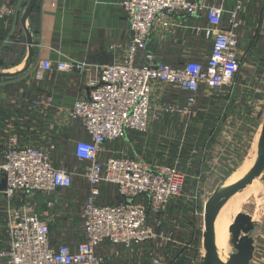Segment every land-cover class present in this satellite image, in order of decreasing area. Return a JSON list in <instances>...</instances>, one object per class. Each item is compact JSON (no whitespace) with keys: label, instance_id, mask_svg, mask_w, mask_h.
Segmentation results:
<instances>
[{"label":"built area","instance_id":"2783aa9c","mask_svg":"<svg viewBox=\"0 0 264 264\" xmlns=\"http://www.w3.org/2000/svg\"><path fill=\"white\" fill-rule=\"evenodd\" d=\"M227 1L122 0L131 32L123 59L104 66L68 56L56 62L50 58L32 62L25 72L29 80L43 79L53 71L75 70L82 75L96 71L99 78L90 79L86 96L70 107L58 103L51 94L35 93L19 101L10 99L8 104L17 105L22 113L14 111L5 117L1 111L0 264H108L101 251L103 245L133 251L149 243L180 244L173 232L163 228L161 214L185 193L190 173L177 164L103 156L110 152L108 142L129 132L145 134L162 112H175L173 104L155 103L170 90L185 93L184 114L190 113L201 95L213 97L232 91L242 68L240 29L250 0ZM15 12L13 4L0 0V24ZM187 17L205 23L187 25L183 22ZM183 27L191 29L196 39L203 36L211 44L210 51L196 58L189 52L178 65L163 61L153 43H162ZM53 122L61 129L79 125L88 136L74 143L72 153L79 164L73 170L56 163V140L45 142ZM41 123L44 126H39ZM23 129L28 130L25 135ZM34 132L42 135L36 144L21 143V138L26 139L27 134L34 137ZM191 154L208 158L206 149L194 147ZM80 177L89 186L79 215L81 238L75 245L65 239L55 242L51 220L57 204L50 197L59 188L70 190ZM3 180L6 184L1 189ZM109 186L118 190L122 200L103 203ZM38 198L48 201L51 211H39ZM201 225L204 230V220ZM165 255L153 253L152 264H168ZM203 255L202 251L197 264ZM173 259L176 264L179 258ZM260 259L254 256L251 264L262 263Z\"/></svg>","mask_w":264,"mask_h":264},{"label":"crops","instance_id":"0c3cea01","mask_svg":"<svg viewBox=\"0 0 264 264\" xmlns=\"http://www.w3.org/2000/svg\"><path fill=\"white\" fill-rule=\"evenodd\" d=\"M6 1L15 6L16 12L9 21L0 24V59L3 58V60H0V66L17 69L28 52L27 38L21 18L29 0ZM218 1L221 2V0ZM121 2L122 0H38L27 22L29 29L35 34L36 38L33 63L43 58H50L56 62L68 56L85 60L93 65L104 66L123 59L128 48L131 32ZM227 2L232 4L235 0H228ZM246 12L242 15L240 50L243 54H246L247 65L253 71L243 74L241 78L240 72L237 83L230 93L214 95L213 97L201 95L199 102L187 114H184L183 111V107L186 105L185 93L178 92L175 89L170 90L162 100H155V103L173 104L176 111L162 112L160 114L161 120L153 121L151 133H149L150 131L145 134L129 132L126 140L122 138L108 142L107 147L110 152L104 154L103 157L113 154L136 157L147 162L157 161L166 164H177L185 171H189L190 174H198L199 171L194 167L202 164L201 158L203 157L202 155L191 154V150L196 147L206 149V152L210 155L209 162L217 168V171L215 170L216 175L213 178L222 179L223 175L220 174V167L238 162L236 158L238 151L241 152L243 157L245 152L251 148L253 151L256 149L258 154V145L264 124V0H250ZM183 22L187 25H193L195 23L204 24L205 20L187 17ZM8 40L11 42H8ZM153 45L162 60L173 65L182 63L189 52H193L192 57L196 58L202 52L208 53L211 49V44L207 43L203 36L196 39L191 33V29H184V27L177 29L173 35L162 43L155 42ZM98 78L99 75L96 71L82 75L76 70L70 73L53 71L40 80L32 78L29 80L25 73L15 77L0 78V113L3 111L5 117H8L14 111L22 113V109L17 105L14 107L8 104L10 99L19 101L20 98L26 95L32 96L35 93L51 94L58 103L70 107L77 99L86 96L89 80ZM42 125L44 126L43 123L39 126ZM23 131L25 135L28 130L23 129ZM49 131L50 136L44 139L45 142L49 138L56 140L57 149L54 151L56 163L58 165L66 164L68 168L73 170L79 164L72 153L74 143L80 139H88V136L76 124L61 129L58 125L56 127L53 122ZM130 134L144 140L142 145L140 143L138 145L140 147L139 152L142 151L143 156H139L141 153L134 149L130 152V147L133 144ZM1 135L6 136L2 131ZM175 135L180 137L178 141L172 139ZM33 136L27 134L26 139L21 138V143L29 144L25 141H30L34 145L37 143V138L42 137L37 132H34ZM148 136L156 138V140L159 139L158 143L162 146L161 150L167 148L168 151H164V154L161 153L162 156L159 155L154 159L149 157L147 153L153 155L157 151L153 149V144L157 143H155V140L150 143V139L147 140ZM162 136L168 139L161 142ZM183 136H185L184 141L181 139ZM189 137L191 140H187ZM117 144L120 150L113 148ZM125 150L126 152H121ZM247 167L248 164L245 163L239 171L246 172L237 176L238 171L234 174V178L245 175ZM259 187H264V176L262 185ZM88 191V184L80 177L75 180L74 186L70 190L65 191L59 188L50 197L57 204L52 212L51 220L52 237L55 242L59 239H65L70 245H75L76 241L70 233H67L68 235L62 233L55 235L53 230L56 225H60L59 223L55 224L56 219L59 217L57 214L60 211V206L64 207L63 210L66 212L69 206L73 212L80 206L77 214V219H79L82 202L85 199L81 200L80 196H84L85 193L87 195ZM109 191L114 194L116 201L109 199L105 202L103 201L105 196H103V203L112 204L122 200L116 188L106 187L105 192L108 193ZM67 195H71L70 202L66 200ZM38 199L39 211H51L48 207V201ZM180 206L178 203L171 205L161 214V217L164 218L163 228L173 232L174 236L181 241L180 244L169 243L161 246L158 243L154 245L149 243L137 246L133 251H129V249L127 250L122 246L114 248L110 244L103 245L101 251L108 260V264H152L153 253L155 254L157 249L159 256L167 254L163 258L167 260L168 257H171L168 251L173 248L179 250L181 245H183V250L194 253V246L189 249L187 247L189 244L193 245L195 243L198 233L200 235L198 223L196 224L197 219L193 215L190 216L192 220L189 222L194 225V230L190 231V227L185 225L184 220L181 221L182 218L174 215L175 210L179 212L182 209ZM261 209L259 212L256 207L254 211H244V213L250 214L256 222L255 230L252 232V236L255 238L254 256L261 257L262 263L260 264H264V206ZM79 222L81 223L80 219ZM181 226L188 231L184 241H182L184 233ZM257 230H259V233ZM79 234H82V232ZM202 234L204 235V230ZM202 239L204 247V236ZM190 257L188 255V258Z\"/></svg>","mask_w":264,"mask_h":264},{"label":"rangeland","instance_id":"374dc122","mask_svg":"<svg viewBox=\"0 0 264 264\" xmlns=\"http://www.w3.org/2000/svg\"><path fill=\"white\" fill-rule=\"evenodd\" d=\"M242 55H243V58H242V68L240 71L241 72L240 78L242 77L243 74L250 73L251 71H253V69L247 65V60L245 56L246 54H242ZM160 106H162V104ZM160 120H161V117H160ZM151 132L152 131H150L149 133ZM161 135L163 134L161 133ZM130 136H132V134H130ZM190 137L187 138V140H191ZM126 138L127 137L125 136L123 139L126 140ZM179 138L180 137H177L175 135L172 139H176L178 141ZM149 139H150V143L153 140H155V143H157V144H153L155 147V148L153 147V149L157 151L153 155H151L150 153H147L149 157H152L154 159V157L156 158L159 155L162 156L164 154V151L166 152L168 151L167 148H164L163 150H161L162 146L161 144L159 145L158 143L159 139L156 140V138L148 136L147 140ZM165 139H168V138H165L162 136L161 142ZM181 139L182 141H184L182 137ZM132 143L133 144L130 147V152H132V149H134L138 151V153H141V155L139 156H143L144 155L143 152L142 151L139 152L140 147L138 145L140 144L142 145V143H144V140H140L138 136L134 135V137L132 136ZM113 148L116 150L118 149L120 150V148L118 147V144ZM121 152H126V150L121 151ZM246 152L243 157L241 156V152L238 151L237 157H236L238 162L233 163V165L228 164V166H221L220 168L222 170L218 169L220 171V174L222 173L223 175L222 179L213 178L214 175H216L217 168L211 165V163L209 162L210 155L206 152V155L208 156L207 158L208 160L205 157H203L201 158V160L203 161L202 164L195 165L194 168L197 171H199V173L190 174L191 178L190 177L188 178V182H187L188 184L186 186L185 193L182 195V197H180L178 200H174V203L171 204V205H176L178 203V205H181L180 207H182V209L179 212L178 210H175L176 212L174 213V215L175 216L177 215L178 218H182L181 221L184 220L186 226H187V223H189V221L192 220V218H190L191 215H193V217H196L197 219L196 224L198 223V232L200 231V235L198 233V236H197V242L193 244L194 253L192 251L190 252L186 251L184 253V254H188L189 256H191L190 258H188V260L185 263L197 264L200 259V255L202 251L205 253L204 247H203V241H202L203 240L202 239L203 238V234H202L203 228L201 224L203 223V220H204V218L202 220V214L204 212V207H205L206 202L211 197L213 192L216 190L214 188L215 187L217 188L222 183L232 182V180L235 179L234 174L237 173L239 170H241L242 166L245 163L248 164L247 172L255 165L258 159L256 149L253 151L251 148L249 151H246ZM157 159L160 160L159 158ZM178 166L180 167V165ZM238 166L240 167L238 168ZM182 170L184 171V169ZM187 172L190 173L189 171ZM261 185H262V178L258 177L254 179L251 184L237 191L233 196H230L225 200L220 211H221V214L225 217L227 223L229 222V225L234 221V218L238 212H244V211L252 212L256 209V207L258 208L259 212L262 210L261 208L264 206V187H259ZM109 193L110 191L108 193L107 192L105 193L106 195H104L105 197L103 201L107 202L108 199H112L113 201H116V197L114 196V194H111V196L109 197ZM85 197H86V193L84 196L82 197L80 196L81 200L84 199ZM70 199H71V195H67L66 200L70 202ZM63 208L64 207L62 206L59 207L60 216L56 219L55 224L59 223L60 225L55 226L53 233L55 235L57 233H62L66 235H68L67 233H70L71 237L75 239V241H77L79 238H81V234L78 235V233L82 232L81 223L79 222V219H77V214L80 210V206L76 208L75 212L71 210L70 206L69 208H67V212L64 211ZM181 225H182V222H181ZM193 226H194L193 224L190 225V229H189L190 231L194 230ZM182 229H183L184 235H183V238L182 237L181 238H182V241H184L188 231L185 228H182ZM257 232L259 233V230H257ZM229 246L230 247H229V250L227 251V254L233 251L232 245L229 244ZM183 251H184L183 245H181L179 250L170 249V251L168 252H170L171 257H175L177 253L178 255H180Z\"/></svg>","mask_w":264,"mask_h":264},{"label":"water","instance_id":"95a60500","mask_svg":"<svg viewBox=\"0 0 264 264\" xmlns=\"http://www.w3.org/2000/svg\"><path fill=\"white\" fill-rule=\"evenodd\" d=\"M38 0H29L22 13L21 23L24 28L28 52L20 67L0 66V78L15 77L25 73L34 60L36 38L29 29L27 22ZM257 161L255 165L241 178L230 183H222L213 192L205 205L204 212V249L200 264H251L255 253V238L252 232L255 230L254 218L244 212H239L234 221L229 225V244L233 251L220 256L217 246L216 218L225 200L233 196L237 191L251 184L254 179L264 176V124L258 145ZM5 180L1 183V189L5 188ZM225 198V199H224Z\"/></svg>","mask_w":264,"mask_h":264},{"label":"bare ground","instance_id":"6f19581e","mask_svg":"<svg viewBox=\"0 0 264 264\" xmlns=\"http://www.w3.org/2000/svg\"><path fill=\"white\" fill-rule=\"evenodd\" d=\"M246 171H239L238 175L243 174ZM246 174V173H245ZM244 176V175H243ZM242 176V177H243ZM240 178L233 179L232 181H236ZM216 230H217V246L220 256L224 257L229 250V222L227 223L225 217L219 211L216 218Z\"/></svg>","mask_w":264,"mask_h":264},{"label":"trees","instance_id":"16d2710c","mask_svg":"<svg viewBox=\"0 0 264 264\" xmlns=\"http://www.w3.org/2000/svg\"><path fill=\"white\" fill-rule=\"evenodd\" d=\"M0 60H3V58L2 59H0ZM0 64H1V61H0ZM112 193H109V195H111ZM109 200V199H108ZM194 242H197V240L196 241H194ZM173 249H176V248H173ZM186 251H185V249H184V251L181 253V257H179V255H178V253H177V256L175 257V258H179L178 259V261H177V263L176 264H185V262L188 260V255L187 254H184ZM183 254V255H182ZM155 255H159V251H158V249L155 251ZM167 255V254H166ZM174 258V259H175ZM172 259L173 258H171V257H168V259L166 260V262H168V264H174V263H172L173 261H172ZM173 259V260H174Z\"/></svg>","mask_w":264,"mask_h":264}]
</instances>
